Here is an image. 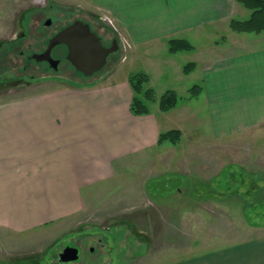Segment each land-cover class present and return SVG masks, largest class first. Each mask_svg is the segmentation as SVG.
<instances>
[{
  "label": "rangeland",
  "instance_id": "obj_1",
  "mask_svg": "<svg viewBox=\"0 0 264 264\" xmlns=\"http://www.w3.org/2000/svg\"><path fill=\"white\" fill-rule=\"evenodd\" d=\"M245 8L201 28L199 41L187 39L198 51L196 61L175 56L173 64V57L163 59L161 51L165 57L172 54L174 38L167 50L145 54L88 0H0V104L56 85L145 72L158 106L167 90L177 92V105L165 111L173 117L166 131L181 133L175 143L166 140L117 162L112 178L91 190L79 213L28 232L0 227V264H170L264 235V126L219 138L188 106L196 104L191 88L202 85V69L193 73L197 63L264 46V31L231 27L234 18L250 17ZM75 20L90 23L107 43L115 37L120 45L101 70L85 76L74 73L65 56L60 68L29 58ZM191 62L195 66L187 72ZM255 180L257 198L250 194ZM69 246L79 249V258L64 262L60 254Z\"/></svg>",
  "mask_w": 264,
  "mask_h": 264
},
{
  "label": "crops",
  "instance_id": "obj_2",
  "mask_svg": "<svg viewBox=\"0 0 264 264\" xmlns=\"http://www.w3.org/2000/svg\"><path fill=\"white\" fill-rule=\"evenodd\" d=\"M88 1L114 19L137 50L151 55L158 47L167 50L171 38L199 41L201 28L243 7L237 0ZM161 53L174 64L175 56L196 61L198 51ZM197 66L193 73L202 69V90L188 106L214 136L264 126V46ZM115 75L0 104V227L28 232L79 213L91 190L112 178L117 162L158 146L173 117L156 101L148 114L132 113L129 75ZM250 186V194L260 187L258 180ZM170 264H264V235Z\"/></svg>",
  "mask_w": 264,
  "mask_h": 264
},
{
  "label": "trees",
  "instance_id": "obj_3",
  "mask_svg": "<svg viewBox=\"0 0 264 264\" xmlns=\"http://www.w3.org/2000/svg\"><path fill=\"white\" fill-rule=\"evenodd\" d=\"M244 5L247 9L251 10V15L245 20L234 18L231 21V27L236 31L241 32H256L260 33L264 31V0H237ZM170 51L177 52L181 50L193 49V44L185 38H174L169 41ZM195 63L191 62L185 66V70L189 72ZM150 77L145 72L132 73L129 76V83L133 88L134 96L131 102V112L135 115L148 114L150 112L149 103L158 100L155 90L152 87L146 86ZM202 90V85L195 84L191 88L192 96H197ZM179 96L175 90H167L159 98V106L162 111H168L177 105ZM181 137L180 130L173 129L162 132L159 137V143L170 140L171 142H177ZM251 195L257 198L260 191L259 188ZM255 198V200H257ZM258 202V201H257Z\"/></svg>",
  "mask_w": 264,
  "mask_h": 264
},
{
  "label": "water",
  "instance_id": "obj_4",
  "mask_svg": "<svg viewBox=\"0 0 264 264\" xmlns=\"http://www.w3.org/2000/svg\"><path fill=\"white\" fill-rule=\"evenodd\" d=\"M52 21L48 20L47 24ZM58 45H66L68 48L67 59L79 72L85 76H91L101 70L108 62L110 54L118 50L114 41L112 46H106L101 37L93 27L83 20H76L69 24L49 41L47 50L44 53L34 54L38 61L47 60L52 67L57 68L60 60L52 57L51 51ZM79 258V249L69 246L60 254L64 262L74 261Z\"/></svg>",
  "mask_w": 264,
  "mask_h": 264
},
{
  "label": "flooded vegetation",
  "instance_id": "obj_5",
  "mask_svg": "<svg viewBox=\"0 0 264 264\" xmlns=\"http://www.w3.org/2000/svg\"><path fill=\"white\" fill-rule=\"evenodd\" d=\"M60 30H58L56 33H58ZM100 34V33H99ZM101 35V34H100ZM103 37V41H104V43H105V45H107V46H112L113 45V43H114V41L116 42V44H117V40H114L115 39V37L113 38V40H112V42L111 43H107L106 42V40L104 39V36H102ZM49 41H50V39H49ZM48 45H49V42H48ZM47 45V46H48ZM61 47V48H60ZM47 48L48 47H46L44 50H42L41 52H38V54H40V53H44L46 50H47ZM119 49V48H118ZM118 51V50H117ZM116 52V51H115ZM115 52H113V53H115ZM67 53H68V50H67V47L65 46V45H58V46H56V47H54L53 49H52V51H51V55H52V57L54 58V59H56V60H60V62L59 63H61V61H62V58L61 57H66L67 58ZM34 54H37L36 52L35 53H33V54H31V56H30V54L28 55L29 56V58H33V59H35L34 57H33V55ZM57 56V57H56ZM31 60V59H30ZM37 62H39V63H47L49 66H52L51 65V63L49 62V61H47V60H43V61H38L37 59H35ZM58 63V64H59ZM72 66V65H71ZM73 67V66H72ZM50 68V67H49ZM58 68H60V66L58 67ZM74 68V67H73ZM71 71H73L72 69H70ZM50 71V70H49ZM66 71H69V69H67ZM74 73L75 72H77L75 69H74V71H73Z\"/></svg>",
  "mask_w": 264,
  "mask_h": 264
},
{
  "label": "bare ground",
  "instance_id": "obj_6",
  "mask_svg": "<svg viewBox=\"0 0 264 264\" xmlns=\"http://www.w3.org/2000/svg\"><path fill=\"white\" fill-rule=\"evenodd\" d=\"M66 46V45H65ZM67 47V46H66ZM67 50H68V48H67ZM58 67V66H57Z\"/></svg>",
  "mask_w": 264,
  "mask_h": 264
}]
</instances>
